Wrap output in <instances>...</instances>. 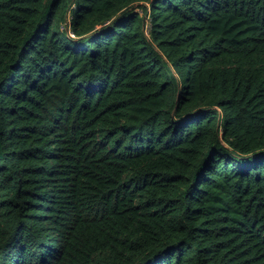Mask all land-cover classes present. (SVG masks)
Segmentation results:
<instances>
[{
  "label": "trees",
  "instance_id": "16d2710c",
  "mask_svg": "<svg viewBox=\"0 0 264 264\" xmlns=\"http://www.w3.org/2000/svg\"><path fill=\"white\" fill-rule=\"evenodd\" d=\"M0 264H264V0H0Z\"/></svg>",
  "mask_w": 264,
  "mask_h": 264
}]
</instances>
